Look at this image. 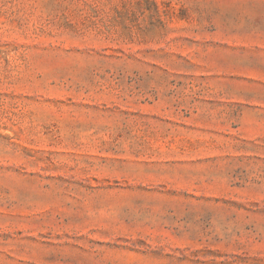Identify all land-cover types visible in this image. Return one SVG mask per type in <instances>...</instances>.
I'll use <instances>...</instances> for the list:
<instances>
[{
  "label": "rangeland",
  "instance_id": "rangeland-1",
  "mask_svg": "<svg viewBox=\"0 0 264 264\" xmlns=\"http://www.w3.org/2000/svg\"><path fill=\"white\" fill-rule=\"evenodd\" d=\"M0 264H264V0H0Z\"/></svg>",
  "mask_w": 264,
  "mask_h": 264
}]
</instances>
